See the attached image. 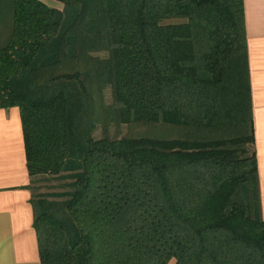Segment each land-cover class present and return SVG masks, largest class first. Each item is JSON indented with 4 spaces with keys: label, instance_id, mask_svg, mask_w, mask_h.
I'll use <instances>...</instances> for the list:
<instances>
[{
    "label": "trees",
    "instance_id": "obj_1",
    "mask_svg": "<svg viewBox=\"0 0 264 264\" xmlns=\"http://www.w3.org/2000/svg\"><path fill=\"white\" fill-rule=\"evenodd\" d=\"M57 1L0 5L41 263L264 264L244 0Z\"/></svg>",
    "mask_w": 264,
    "mask_h": 264
},
{
    "label": "crops",
    "instance_id": "obj_2",
    "mask_svg": "<svg viewBox=\"0 0 264 264\" xmlns=\"http://www.w3.org/2000/svg\"><path fill=\"white\" fill-rule=\"evenodd\" d=\"M6 1L0 0V5ZM42 1L64 8L57 0ZM244 10L259 180L257 201L264 220V0H244ZM9 26V20L4 23L0 16V48L9 38ZM30 184L20 108H0V264H42L31 202L38 187L35 183L29 189Z\"/></svg>",
    "mask_w": 264,
    "mask_h": 264
},
{
    "label": "rangeland",
    "instance_id": "obj_3",
    "mask_svg": "<svg viewBox=\"0 0 264 264\" xmlns=\"http://www.w3.org/2000/svg\"><path fill=\"white\" fill-rule=\"evenodd\" d=\"M101 55L105 56L106 54L102 53ZM106 98H107L108 102L112 101L110 89H108L106 91ZM118 130H119V132L117 133L115 128L113 127L111 136H116V133H117V136H119V137L126 136L130 133L131 127L128 126L127 124H122ZM133 130H134V133L138 134L140 132L146 131V128H145V126H139ZM101 135H102V131L100 128H98L95 131V136L100 137ZM41 178L42 179H40L36 183L37 187H38V189L36 191H38V192L39 191L40 192H49V191L62 192V191H69L71 189V187L67 185V183L70 182L69 180L59 179V178H55L52 176H41ZM173 263H174V261H172L170 264H173Z\"/></svg>",
    "mask_w": 264,
    "mask_h": 264
}]
</instances>
